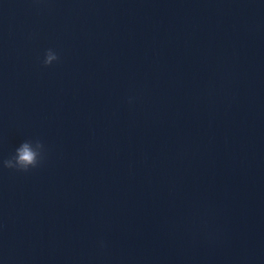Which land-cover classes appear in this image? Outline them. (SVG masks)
<instances>
[{"label": "clouds", "instance_id": "1", "mask_svg": "<svg viewBox=\"0 0 264 264\" xmlns=\"http://www.w3.org/2000/svg\"><path fill=\"white\" fill-rule=\"evenodd\" d=\"M58 60V55L52 49H48L43 64L50 66ZM44 158V144L39 139L35 141L26 140L16 148L15 154L11 158L3 160L2 164L7 169L28 172L30 169L38 167Z\"/></svg>", "mask_w": 264, "mask_h": 264}]
</instances>
